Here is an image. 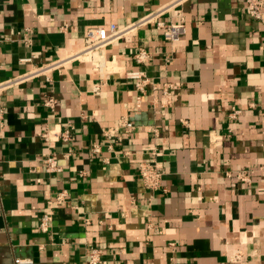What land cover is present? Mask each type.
I'll return each mask as SVG.
<instances>
[{
	"label": "crops",
	"instance_id": "0c3cea01",
	"mask_svg": "<svg viewBox=\"0 0 264 264\" xmlns=\"http://www.w3.org/2000/svg\"><path fill=\"white\" fill-rule=\"evenodd\" d=\"M168 1L0 0V82L80 50L89 29L124 26ZM184 14L179 43L146 27L115 44L109 74L75 63L0 94V264H83L89 244L102 264H264V178L229 177L264 163V25L244 0H191ZM138 48L150 65H136ZM131 68L179 85L172 107H154L149 86L136 110ZM124 118L135 129L107 139L103 131ZM45 131L72 140L50 147ZM153 148L165 167L156 193L139 175ZM47 154L61 172L45 171ZM62 191L67 205L42 233Z\"/></svg>",
	"mask_w": 264,
	"mask_h": 264
},
{
	"label": "built area",
	"instance_id": "2783aa9c",
	"mask_svg": "<svg viewBox=\"0 0 264 264\" xmlns=\"http://www.w3.org/2000/svg\"><path fill=\"white\" fill-rule=\"evenodd\" d=\"M191 0H170L164 5L146 13L138 19L127 23L124 26L116 24L110 25L109 28H92L89 29L84 38L83 47L75 52L69 53L57 60L34 66L32 69L21 73L15 77L0 82V94L10 89L25 85L40 78H46L51 81L53 74L62 73L67 67L75 63H87L92 66L93 71L109 74V65L114 59L110 60L108 53L115 44L125 38L135 37L140 30L146 27H153L157 31L162 32L164 37L171 43H179L187 33L184 7ZM244 8L246 14L253 20L264 25V1L263 0H244ZM168 18V20H167ZM133 60L138 66H148L152 63V55L144 48H138L133 55ZM26 59L24 62H31ZM125 79L134 83L136 92L138 93L135 109L141 110L147 104L145 97L147 95V87L152 86L154 96L151 104L158 107L162 111H167L173 105L174 93L178 90L179 85L174 83H166L163 86L155 84L153 79L148 77L144 71L138 69H127ZM159 88L163 94L159 99L155 98ZM101 85H96L94 93L99 95ZM44 106L51 112H55L57 108V99L53 95H47L44 100ZM240 112L234 111L231 114L232 119H236ZM0 114V120H2ZM135 129L132 122L127 118L119 121V123L111 128L103 131V135L107 139L120 138L123 130L133 131ZM41 137L51 147L56 142H69L72 140L69 131L57 134L54 131H45ZM92 152L101 153L100 146H94ZM126 153L125 156H130ZM152 159L142 162L139 167V175L146 190L152 193L165 191L163 187V179L165 176V167L159 160L160 149H151ZM70 156V155H69ZM45 171L48 174H55L62 171L58 158L55 154H47L44 158ZM259 174L264 178V163L255 167L252 171H240L229 177H234L238 182L250 184L252 175ZM69 194L67 191L58 193L55 198L49 201L48 211L42 216L39 229L42 233H48L51 230L56 207L67 205ZM89 224V222L87 221ZM87 255L83 264H102L103 251L92 244L87 245ZM20 263V262H19Z\"/></svg>",
	"mask_w": 264,
	"mask_h": 264
}]
</instances>
